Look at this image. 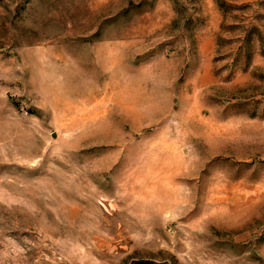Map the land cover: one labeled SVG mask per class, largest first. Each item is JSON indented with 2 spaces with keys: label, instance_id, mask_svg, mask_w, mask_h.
<instances>
[{
  "label": "rangeland",
  "instance_id": "rangeland-1",
  "mask_svg": "<svg viewBox=\"0 0 264 264\" xmlns=\"http://www.w3.org/2000/svg\"><path fill=\"white\" fill-rule=\"evenodd\" d=\"M0 264H264V0H0Z\"/></svg>",
  "mask_w": 264,
  "mask_h": 264
}]
</instances>
